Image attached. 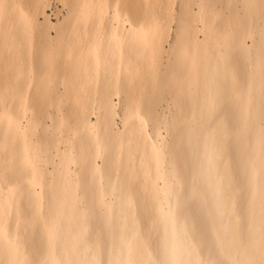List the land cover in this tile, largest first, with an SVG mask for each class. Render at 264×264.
Returning <instances> with one entry per match:
<instances>
[{
	"label": "snow or ice",
	"instance_id": "1",
	"mask_svg": "<svg viewBox=\"0 0 264 264\" xmlns=\"http://www.w3.org/2000/svg\"><path fill=\"white\" fill-rule=\"evenodd\" d=\"M0 0V264H264V0Z\"/></svg>",
	"mask_w": 264,
	"mask_h": 264
},
{
	"label": "bare ground",
	"instance_id": "2",
	"mask_svg": "<svg viewBox=\"0 0 264 264\" xmlns=\"http://www.w3.org/2000/svg\"><path fill=\"white\" fill-rule=\"evenodd\" d=\"M62 4H63V8H59V9H57V20L55 21V20H53L51 17H50V14L48 13V9L46 10L47 11V15H48V17H49V20H50V24L52 25V26H55V25H57V24H59V23H62L63 21H64V19H65V16L67 15V12H65V11H63V9H64V5H65V3H71L72 2V0H59ZM24 2H25V0H24ZM31 2L32 3H44V2H46V3H48V4H52L54 1H52V0H31ZM160 2H166V0H160ZM177 2H180V0H177ZM192 2L193 3H200L201 2V0H192ZM62 16H61V15ZM61 16V17H60Z\"/></svg>",
	"mask_w": 264,
	"mask_h": 264
},
{
	"label": "rangeland",
	"instance_id": "3",
	"mask_svg": "<svg viewBox=\"0 0 264 264\" xmlns=\"http://www.w3.org/2000/svg\"><path fill=\"white\" fill-rule=\"evenodd\" d=\"M54 1L51 5L52 7L48 8V13L50 14V17L53 19V20H57V9L59 8H63V4L59 1V0H52ZM25 2H27V0H25ZM61 15V14H60ZM62 16V15H61ZM60 16V17H61Z\"/></svg>",
	"mask_w": 264,
	"mask_h": 264
}]
</instances>
